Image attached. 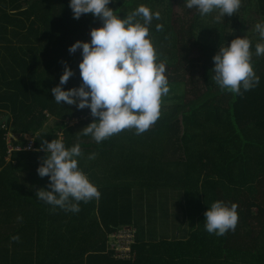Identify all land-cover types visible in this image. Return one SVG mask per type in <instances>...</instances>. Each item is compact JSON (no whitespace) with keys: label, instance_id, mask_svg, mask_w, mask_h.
Listing matches in <instances>:
<instances>
[{"label":"trees","instance_id":"obj_1","mask_svg":"<svg viewBox=\"0 0 264 264\" xmlns=\"http://www.w3.org/2000/svg\"><path fill=\"white\" fill-rule=\"evenodd\" d=\"M69 4L0 0V264H264V55H255L261 42L246 31L253 15L264 23V0H242L220 20L184 0H112L121 16L141 4L160 12L150 36L170 91L146 132L126 129L100 143L82 134L98 117L57 104L51 92L66 66L73 75L65 89L80 86L81 50L69 48L103 23L92 14L74 18ZM237 36L251 41L260 77L243 95L211 79L214 55ZM61 137L68 147L80 144L79 167L101 193L76 213L37 199L49 185L37 172L42 141ZM147 188L177 192L191 230L173 240L147 238L136 213ZM217 200L237 205L238 224L223 236L205 229V212ZM124 228L138 230L136 262L109 251V237Z\"/></svg>","mask_w":264,"mask_h":264},{"label":"clouds","instance_id":"obj_2","mask_svg":"<svg viewBox=\"0 0 264 264\" xmlns=\"http://www.w3.org/2000/svg\"><path fill=\"white\" fill-rule=\"evenodd\" d=\"M111 2L70 0L74 18L92 14L103 23L91 30L90 40H77L69 48L70 53L81 50L80 86L65 89L73 75V69L66 66L59 84L51 89L57 104L87 107L93 117H98L82 129L83 135H90L97 143L126 129H134L136 135L146 132L161 116L162 97L170 91L166 63L159 59L150 36L152 22L160 19V12L141 4L121 16L109 6ZM184 2L201 16L216 12L217 20L236 14L242 4V0ZM162 28V24H156L157 31ZM255 30L264 41V23H257ZM255 55H264V42L255 45ZM252 58L251 41L247 36H237L230 44L221 45L214 55L211 79L221 90L243 95L260 83ZM41 148L46 155L37 172L49 177V185L37 190L38 200L76 213L80 202L100 198L98 187L79 167L78 158L83 155L79 143L68 147L61 137L42 141ZM88 159H94V154ZM204 221L210 234L223 236L234 231L238 224L237 205L217 200L208 206ZM14 239L19 240V236Z\"/></svg>","mask_w":264,"mask_h":264},{"label":"rangeland","instance_id":"obj_3","mask_svg":"<svg viewBox=\"0 0 264 264\" xmlns=\"http://www.w3.org/2000/svg\"><path fill=\"white\" fill-rule=\"evenodd\" d=\"M257 23H263V21L256 15L251 16L246 31L252 36L255 35L254 39L262 43L264 41L260 40L259 34L255 30ZM46 125L52 128L57 126V123L55 119L51 118ZM25 136L30 138V135L25 134ZM170 191L147 188L142 191L145 197H137L136 199L137 217L139 220L141 219V224L146 231L145 236L152 241L173 240L183 235L185 230H191L181 201L178 203V193Z\"/></svg>","mask_w":264,"mask_h":264},{"label":"built area","instance_id":"obj_4","mask_svg":"<svg viewBox=\"0 0 264 264\" xmlns=\"http://www.w3.org/2000/svg\"><path fill=\"white\" fill-rule=\"evenodd\" d=\"M34 142L28 148L33 147ZM14 149H20V147L10 146V151ZM138 230L135 228H124L122 230L113 233L109 237V251L113 254L115 259L118 260H128L136 262L138 258V253L134 251V245L137 242Z\"/></svg>","mask_w":264,"mask_h":264},{"label":"water","instance_id":"obj_5","mask_svg":"<svg viewBox=\"0 0 264 264\" xmlns=\"http://www.w3.org/2000/svg\"><path fill=\"white\" fill-rule=\"evenodd\" d=\"M8 118H9V117H8V116H6V117L4 118V120H8Z\"/></svg>","mask_w":264,"mask_h":264}]
</instances>
